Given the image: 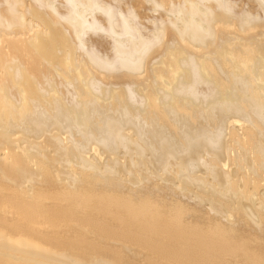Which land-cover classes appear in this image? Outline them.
<instances>
[{"label":"bare ground","instance_id":"bare-ground-1","mask_svg":"<svg viewBox=\"0 0 264 264\" xmlns=\"http://www.w3.org/2000/svg\"><path fill=\"white\" fill-rule=\"evenodd\" d=\"M245 1L145 0V24L120 0H0V214L93 201L108 221L75 241L264 264V0ZM48 241L0 231V264H83Z\"/></svg>","mask_w":264,"mask_h":264},{"label":"rangeland","instance_id":"rangeland-1","mask_svg":"<svg viewBox=\"0 0 264 264\" xmlns=\"http://www.w3.org/2000/svg\"><path fill=\"white\" fill-rule=\"evenodd\" d=\"M103 1L106 3L113 2V0H103ZM242 1L244 3L245 0ZM120 2H123L124 4L128 5V7L133 9V11L136 12V14H139L138 16H140L139 18L141 19V21H143L142 17H146L147 14H149L151 18H154L155 15L158 16L157 14H159L157 12H154V15L152 16L153 11L152 13L149 11L148 13L147 12L148 10L146 9L147 7L150 6L149 4L147 6L145 0H120ZM248 2L249 0H247V3L245 1L246 4L245 6H247ZM249 4L251 3L249 2ZM148 17L149 16H147V18ZM139 18L138 20H140ZM143 22L146 24V21ZM149 26H150V22H149ZM103 51H105V53L109 51V47L107 46V43H105V48L103 49ZM40 185L43 186V184H37L36 188H38ZM89 185H90L89 187L93 188L94 190H110L111 188H114V186L109 187L107 184H104L102 182H91ZM120 191L126 193V189L120 188ZM13 195L14 194L12 193L11 190L0 189V197L4 201L12 200L14 197ZM59 200L61 199L58 200L46 199L40 201L39 203L42 206L43 210L65 208L67 203L59 202ZM111 210H115V209L112 208ZM88 213L91 216L90 220L95 224H100L108 221L107 218L109 217V215L98 211L93 201H88L87 203L84 204V206H82L78 210H73L71 218L58 219L52 222L53 225L45 222L44 218L42 217L43 215H36L33 212L32 214H30L32 215L30 217H25L13 213L0 214V217H3V219H0V231L5 233V235H7V237L9 238L34 237V239H37L38 242L40 244H43L46 248L48 246L47 244H44V242L49 244L48 240L52 239L55 241L56 239H59L60 242L56 241L59 242L58 245H55V243L52 242L54 246L57 247L58 249H64L65 255L67 257H71L69 258L71 261H73L74 259H77L79 261L81 259L83 264H93L94 262L97 261L110 262L113 256L115 255H120L123 259L126 260L127 264H152V261L156 260V257H151L150 254L147 253L146 251H141L135 247L129 248L127 245H122L121 242L117 240L90 239L88 240V242L75 241V239L78 238L86 239L83 229L85 228L87 229V227L86 226L84 227L81 224H84L86 220L85 216ZM238 230H239V226H238ZM17 232H19V235L15 236ZM240 234H243V231L239 230V235ZM149 237H153L155 240H162L160 236L149 235ZM65 239L66 241H64ZM72 242H74V244ZM169 244L170 245H166L163 248H161L163 250L161 251L162 254L164 253L169 254L171 251L173 253V251L178 246V243L176 242H172ZM49 246L54 248L52 244ZM128 249H130V251ZM225 260L228 262L234 261L231 258H225ZM159 261L162 264H165L164 260L159 259Z\"/></svg>","mask_w":264,"mask_h":264}]
</instances>
